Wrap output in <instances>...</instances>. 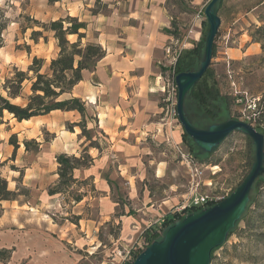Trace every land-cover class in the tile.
<instances>
[{
  "label": "rangeland",
  "instance_id": "obj_1",
  "mask_svg": "<svg viewBox=\"0 0 264 264\" xmlns=\"http://www.w3.org/2000/svg\"><path fill=\"white\" fill-rule=\"evenodd\" d=\"M124 1L126 0H0V23H5L0 32V94L7 96L3 83L13 74L15 67L27 71L32 58L37 56L44 59L41 69L43 72L49 60L58 54L57 41L52 32L43 30L35 21L47 23L66 16L77 17L86 25L81 29L85 32L82 42L96 41L95 28H109L111 23L117 22L129 10L131 5ZM260 1L262 0H222L219 6L221 23L215 37L216 54L211 59V65L221 91L234 96L237 90L245 99L242 104L233 103L230 111L222 100H217V117L213 120L215 123L228 118L244 120L258 114L257 103L264 92V50L241 60L227 58L223 52L230 46L245 45L244 39L252 41L248 34L252 28L251 23L260 24L257 16L264 11L262 5L252 7ZM207 2L208 0L170 1L168 12L175 16L179 36L178 39L173 37L176 41L172 44L168 42L167 45L179 47L185 41L191 44L184 48L193 45L195 41L190 36L194 31L190 32V29L194 30L195 23L204 19V14L201 19L196 18V14ZM32 30H42V35L36 41L31 38ZM241 34L249 37L242 35L239 39ZM68 38L75 40L76 35ZM170 59L165 55L158 68H169ZM168 72L165 70L162 75L166 78ZM28 74L31 75V72ZM30 93V81L25 80L21 94ZM11 101L22 103L20 98H11ZM160 103L164 111V101L161 100ZM185 106L196 125L201 127L212 122L203 108L191 98L186 99ZM163 114L165 120H168L165 111ZM11 116L4 111L0 122ZM90 122L85 120L88 134L92 139H97L100 146H104L103 135L97 129L87 127ZM167 127L163 140L148 138L144 141V148L140 152L143 164L135 162L131 166L135 175L129 179L132 189L128 179L118 177L115 185L109 186L110 191L107 193L104 183L97 182L93 176H80L75 178L77 181H84L83 183H72L66 191L54 193L57 196L47 200L45 197L48 188L57 181L46 187L44 199H41V193L35 191L33 186L23 183V170L28 164L23 144L25 139L20 140L19 136L10 133L5 140H0L2 152H5L6 143L12 149L10 154L4 155L0 160V178L9 183L8 189L16 192L14 201L0 200V248L11 250L10 257L0 261V264H122L132 259L131 249L138 244L144 247L149 244H143L142 232L155 217L153 209L159 208L160 212L170 210L188 197V168L180 161L174 142L179 143L183 150L192 152L202 165L205 183H201L202 192L228 195L249 171L254 148L251 140L243 133H230L208 155V152L197 147L189 150L187 141L182 139L183 128L180 122ZM175 131L178 133L175 134ZM12 135L17 140L16 147L9 142ZM43 137L49 140L51 135L43 132ZM37 151L32 149V145L27 150L29 153ZM81 153L71 154L79 156ZM159 160L166 161V167L156 174V162ZM11 180L13 182H9ZM79 193L83 197L77 202L74 198ZM165 201L167 208L163 204ZM21 204L24 207L19 208ZM111 205L114 209L112 214L104 216L110 211ZM17 209L19 212H16ZM246 219L248 223L241 220L237 232L229 236L223 246L214 252L215 257L210 260V264H264V184L256 195V201L250 206ZM40 234L43 236H39ZM162 236L161 230L154 240H159Z\"/></svg>",
  "mask_w": 264,
  "mask_h": 264
},
{
  "label": "crops",
  "instance_id": "obj_2",
  "mask_svg": "<svg viewBox=\"0 0 264 264\" xmlns=\"http://www.w3.org/2000/svg\"><path fill=\"white\" fill-rule=\"evenodd\" d=\"M126 1L131 7L117 22L111 23L109 28H95L96 42L102 45L104 56L95 68L84 69L81 80L73 86L71 93L63 95L76 96L83 101L86 107L85 120L91 121L87 127L95 128L103 135L104 146H100L95 138L91 139L96 141V145H90L91 140L81 133L80 126L76 124L82 119L77 110L56 109L20 121L11 116L0 122V140H5V137L13 133L20 140L35 139L39 142L37 152L25 151L28 164L23 170V183L41 193V199H44L46 187L58 179L56 155L59 153L77 154L86 148L93 162L89 167L75 168L73 176H93L97 182L104 183L109 193V186L115 185L118 177L128 180L135 177L131 166L135 162L143 164L140 152L144 148V141L148 138L163 140L166 135L167 120L160 103L164 98L161 89L164 76L158 64L165 56L167 43L176 41L165 32V28L170 27L171 16L165 7L166 0ZM263 1L252 8L260 6ZM193 31L190 38L197 41L202 35V20L195 23ZM242 35L249 37L241 34L239 39ZM244 43L227 47L223 54L227 58L241 60L261 52L259 42L244 39ZM187 44L191 43L187 41ZM26 96L21 94L15 99L20 98L24 103ZM67 122L73 124L72 130L66 128ZM43 132L51 135L49 140L44 139ZM11 150V146L6 143L5 152L0 150V160L10 154ZM165 162H156V174L160 169H165ZM129 184L131 188L130 180ZM53 196L57 194L47 193L45 198L47 200ZM163 204L167 208L166 201ZM21 207L24 204L19 205ZM113 210L111 205L110 211L104 216L111 215ZM159 210L153 209V224L169 211Z\"/></svg>",
  "mask_w": 264,
  "mask_h": 264
},
{
  "label": "trees",
  "instance_id": "obj_3",
  "mask_svg": "<svg viewBox=\"0 0 264 264\" xmlns=\"http://www.w3.org/2000/svg\"><path fill=\"white\" fill-rule=\"evenodd\" d=\"M95 1L99 2V0ZM170 1L173 0H166L165 2V7L167 10H169ZM221 2L222 0H218L215 4V11L218 15V9ZM261 5L264 9V1ZM203 9L204 7L202 8V11ZM170 16V27L165 28V32L172 35L175 39H178L179 27L175 20V16L171 13ZM257 19L260 24L251 23L252 28L249 29L248 34L251 37V40L254 42H259L261 45V49L264 50V11L257 16ZM35 22L43 30L52 32L53 37L57 41V46L59 49L58 54L49 60L46 69L43 72L41 71V69L44 63V59L37 56H34L32 58V62L28 65L27 71L20 70L16 67L14 68L13 74L10 77L6 78L5 82L3 83V88L6 90L7 96H3L0 94V117L3 115V112L6 111L7 113L11 114L12 117L20 121L22 119H29L32 116L46 114L56 109L77 110L81 114L82 119L76 124L80 126L81 133L87 139L91 140L90 145L95 146L96 141L91 139V136L88 134V130L86 129V107L83 101L76 96L63 97V95L66 93H71L73 86L79 80H81L82 71L84 69L90 70L95 68L97 62L104 56L105 51L102 45L96 41L87 40L85 42H82V38L85 37V32H82L81 29H84L86 25L84 21H80L77 17L66 16L65 18H58L47 23H42L39 21ZM4 27L5 23H0V32L2 31V29H4ZM207 28V22L205 21V19H202L201 37L197 41L193 42V45L191 47L183 48L181 50L173 66L170 65L169 68L160 67L161 74L165 70H168V75H171L172 72L178 73L181 71L197 69L203 57L204 41ZM41 35L42 30H32L31 32V38L34 41H36ZM71 35H76V39L70 40L68 36ZM44 39L46 38L44 37ZM215 54L216 44L214 38L212 57H214ZM29 72H31V75L28 74ZM25 80L30 81L31 93L26 96L24 103L20 104L12 102L11 98L21 96L22 83ZM188 97L203 108L205 114L212 120V122L210 123H214L213 120H215L217 117V100H222L225 107L228 109V111H230L231 105L235 103L236 99L235 96L223 93L221 91L216 79L215 70L213 69L211 62L206 71L188 91L185 97V102ZM257 104H259V108L262 107L261 110L258 108V114L251 118L244 119V121L251 123L256 129L260 130L264 134V92L261 98L258 100ZM193 123L195 124V122ZM196 126L200 127L198 125ZM207 126L208 125H204L201 127ZM67 128L72 129V124L67 123ZM182 139L187 141V147L189 148V150L192 151L193 147H197L192 139L184 132V130L182 132ZM9 142L15 147L17 146V140L15 136L12 135L9 139ZM23 144L26 150L29 149L30 145H32V149L34 151H37L39 148V143L34 139H25L23 141ZM214 149L215 148H213L212 151ZM86 150L87 149H84L79 156H76L74 154L68 155L66 153H60L56 156V161L58 163V180L53 186L48 188L47 191L49 194L64 192L68 187H70L72 183L84 182L77 181V179L73 176V170L75 168L92 164L93 158L87 153ZM212 151L208 152L207 154L210 155ZM253 159L254 156L252 155L251 160L253 161ZM240 182H238L231 189V191H233ZM263 184L264 173L254 181L250 194V200L248 202L246 210L242 214L240 219L236 221L235 226L229 231L227 239L229 238V236L237 232L239 222L241 220H245L246 223H248V219H246L247 213L250 209V206L256 201V195L260 191V188ZM15 195L16 192L14 190L8 189L7 181L4 178H0V200H14L16 199ZM82 197V193H79L75 196L74 199L78 202L82 199ZM200 209H202V207L192 206L187 210L188 212H193L199 211ZM175 218L181 219L182 217L177 213L167 212L164 215V221L162 225L171 223ZM158 226V224L154 223L144 229V231L142 232V242L145 245L153 241L158 236ZM221 246H223V244L211 251V260L215 257L214 252ZM142 249L136 251L131 249L133 258L125 261L122 264H131L132 260ZM10 254L11 250H9L8 248H0V261L7 260L10 257Z\"/></svg>",
  "mask_w": 264,
  "mask_h": 264
},
{
  "label": "water",
  "instance_id": "obj_4",
  "mask_svg": "<svg viewBox=\"0 0 264 264\" xmlns=\"http://www.w3.org/2000/svg\"><path fill=\"white\" fill-rule=\"evenodd\" d=\"M217 1L208 0L204 5L203 14L208 28L199 67L175 74L177 118L184 132L205 152L212 151L230 133H243L251 140L254 159L245 177L225 198L174 220L164 228L162 238L151 241L131 264H210L211 251L226 241L229 231L246 210L254 181L264 173V134L261 131L247 121L234 118L197 127L185 108L188 91L212 59L213 42L221 23L215 11Z\"/></svg>",
  "mask_w": 264,
  "mask_h": 264
},
{
  "label": "built area",
  "instance_id": "obj_5",
  "mask_svg": "<svg viewBox=\"0 0 264 264\" xmlns=\"http://www.w3.org/2000/svg\"><path fill=\"white\" fill-rule=\"evenodd\" d=\"M196 18L201 19L203 18V11L200 9L198 13L196 14ZM193 29H190V32H192ZM187 41L184 42L183 46L176 47L171 46V44H168L164 48V53L167 57H171L170 59V65L173 66L175 64V61L177 57L179 56L181 50L184 48L185 44ZM174 72L172 74L168 75L166 78L163 77L164 79V85L162 86V92L164 94L167 93V95L164 96L163 101H164V111L165 115L168 116V120L166 122L167 125L172 124L174 125L175 123H178V118H177V111H176V95H177V87L174 81L175 78ZM170 87L168 88V86ZM234 96L236 97L235 102L237 104H242L244 102L245 97L242 95V93H239L237 90H235ZM174 148L176 152L180 156V161L186 165L188 168V173L190 176L189 179V189H188V197L184 199L182 203L179 205H175L171 207V209L168 211L169 213H177L181 217L185 216L186 214L190 213L188 212V208H191L192 206H200L202 208L213 205L217 203L218 201H221L223 198L227 196L226 194H220V193H205L202 192L201 190V183L204 185V181L202 178L203 170H202V165L199 164V162L196 160V157L192 152H188L182 149V146L179 143L174 142ZM207 204V205H206ZM209 204V205H208ZM164 215L160 217L158 221L155 223L158 224V232L163 231L164 228L171 224L174 220L180 219V218H175L171 223L167 225H162ZM144 244V243H143ZM145 245V244H144ZM144 248L142 244H138L137 247H134L135 250H139ZM129 253V251H127ZM132 257V256H131ZM133 261V260H132Z\"/></svg>",
  "mask_w": 264,
  "mask_h": 264
}]
</instances>
